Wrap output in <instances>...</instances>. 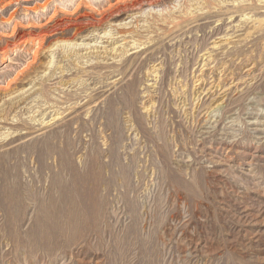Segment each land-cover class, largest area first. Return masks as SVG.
Segmentation results:
<instances>
[{
  "label": "rangeland",
  "instance_id": "374dc122",
  "mask_svg": "<svg viewBox=\"0 0 264 264\" xmlns=\"http://www.w3.org/2000/svg\"><path fill=\"white\" fill-rule=\"evenodd\" d=\"M25 144L43 204L0 180V264H264V0H0V156Z\"/></svg>",
  "mask_w": 264,
  "mask_h": 264
},
{
  "label": "bare ground",
  "instance_id": "6f19581e",
  "mask_svg": "<svg viewBox=\"0 0 264 264\" xmlns=\"http://www.w3.org/2000/svg\"><path fill=\"white\" fill-rule=\"evenodd\" d=\"M34 148L39 151V154L36 155V161L40 166L41 170L50 171L51 174L52 164H50L48 160H50L53 156H57L58 162L62 159L64 160L61 161V170H65V167L67 166L65 165V163L69 162L70 165L72 163L70 162L71 158L66 152L65 147L59 149L56 144L47 142V144L32 146V149ZM30 151L29 146L25 144L17 147L15 150L10 152L9 155L0 156V180L2 182L3 192L5 193L8 199L6 211L8 214L16 218H21L23 216L26 207V200H34L38 206H41L43 204L42 200H38V198L36 197L37 190H34L33 185H27L24 188L22 187L21 183V168L23 166L26 167V162L28 161V158L32 155ZM22 153L26 154L25 157H22ZM58 179L60 180L61 177ZM59 192L61 194L60 197H62L63 199H65V197L68 195L67 189H65L63 186L59 189ZM51 200L53 203H55L56 201V199L52 197ZM58 200L61 203L60 198ZM64 213L65 211L62 210L57 214L48 213L46 217H39L40 219L36 220V223L38 222L39 224L35 223L31 227V230L27 232V235L29 237H37L41 235V232H44L46 236H49L51 238H59L62 233H66L69 229L68 225L63 224L61 222L63 220ZM76 225L77 224H74V226ZM18 230L19 226L17 227L16 233L18 232Z\"/></svg>",
  "mask_w": 264,
  "mask_h": 264
}]
</instances>
